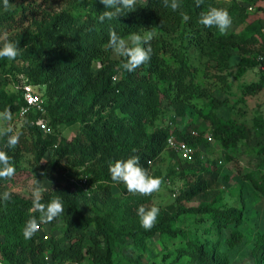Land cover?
Returning <instances> with one entry per match:
<instances>
[{
    "label": "rangeland",
    "instance_id": "rangeland-1",
    "mask_svg": "<svg viewBox=\"0 0 264 264\" xmlns=\"http://www.w3.org/2000/svg\"><path fill=\"white\" fill-rule=\"evenodd\" d=\"M96 1L8 0L5 6L4 0H0V48L5 35L20 48L15 60L0 58V90L7 95L18 94L24 85L35 83L54 115L59 119L63 116L53 121L50 115L49 131L43 133L31 128L33 124L27 116L13 115L12 126L20 133L17 148H21V153L18 163L14 164L15 175L0 180V193L10 191L11 197L33 199L32 189L38 180L43 189L42 198L59 192L77 196L80 211L97 219L111 232L112 244L116 246L115 264H189L188 250L194 243L209 244L214 255L226 257L228 264H255V257L263 253L256 254L254 245L264 233V80L261 79L264 68L259 64L249 65L242 72L240 61L255 60L256 54L264 49V0H215L220 3L216 8L226 9L232 18L225 34L241 37L247 30L248 36H253L248 37L247 43L230 47L228 59L225 58L227 49L217 51L215 43L211 44L216 39L208 40L203 47L197 44L189 28L138 32L143 35L152 31L154 38L159 39L152 64L155 70L139 69L134 74L138 91L148 92L144 96L148 108L129 112L115 109V112L119 116L131 113L142 116V126L134 135L142 142L159 127L177 126L191 135H194L192 130L197 131L196 149L202 157L196 162H186L165 148L148 171L149 175L163 179L160 190L150 196L125 191L122 182L112 179L80 185V179L76 178L86 170L102 171L99 156L76 165L69 157L50 149L41 159L37 158L34 140L53 134L58 145L81 133L91 115L86 114L85 121L75 111L81 112L90 106L100 85L95 84L93 90L81 85H75L70 91L59 88L61 84L54 83L50 74L37 71L38 62L26 56L27 51L42 43L28 42L27 36L45 18L52 19L61 11L70 12L79 20L85 19ZM39 4L40 12L34 15L29 7L36 8ZM241 13L246 14L245 21H241ZM130 34L119 36L129 40ZM104 48L106 57L95 58L91 70L93 76L105 68L111 70L109 80L113 86L126 77L127 72L122 68L124 58L107 44ZM110 110L108 107L106 112ZM217 118L221 126L227 120L232 123V134L216 133L214 120ZM208 135L213 136V141L207 140ZM4 138L0 136V143ZM200 177L206 184L205 190L192 199H183L182 192L199 182ZM135 200L139 201L138 206L134 205ZM141 205H155L160 209L151 230L141 227L137 215ZM205 205L223 212L236 210V214L241 210L242 220L237 222L233 217L227 225L219 223L212 214L196 210ZM42 226L44 233L58 238L69 227L79 236L77 230L81 227L70 213ZM98 229L94 223L84 230L85 244H92V235ZM141 229L143 233L137 238L131 235ZM126 237L128 240L122 241ZM81 264L97 263L86 257Z\"/></svg>",
    "mask_w": 264,
    "mask_h": 264
},
{
    "label": "trees",
    "instance_id": "trees-1",
    "mask_svg": "<svg viewBox=\"0 0 264 264\" xmlns=\"http://www.w3.org/2000/svg\"><path fill=\"white\" fill-rule=\"evenodd\" d=\"M178 2L181 5L180 9L172 11L171 8L163 6L162 0H137L135 11L129 12L117 20H105L101 23L98 17L105 8L97 0L92 6V12H89L85 19L79 20L74 14L61 11L54 14L52 19L51 17L45 18L42 23L38 24L37 30H33L32 34L27 36L28 42L40 41L42 43L37 48L27 51L26 56L38 62L37 71L50 74V78L54 83L61 84L62 86L59 88L70 91L75 85H81L84 88L93 90L95 84L100 85L98 94L96 93L90 106H87L81 112L75 111V114L82 116L83 120L86 119V114L91 115V119L85 120V128L81 133L74 139L64 140L58 145L55 143L56 136L53 134L47 133V138L34 140L38 159H41L50 149L61 156L69 157L71 162L76 165L84 164L99 156L102 166L101 172L96 171L97 168L86 170L76 178L80 179V185L83 186L98 179H111L108 168L109 163L116 160H126L132 155L139 156L141 166L149 171L152 163L167 148V138L171 133L187 141L190 145L197 146L195 136L191 135L190 132H185L181 127L176 128L177 126L173 129L170 126L155 128L148 134L145 142H142L141 139L134 137L142 126V116L134 113L119 116L115 112V109L129 112L134 111L132 109L137 111L148 108L144 97L148 92L138 91L139 86L135 83L134 74L139 69L155 70L152 64L155 50L159 46L158 38L153 37L150 41L152 48L150 60L134 72L126 71L127 74L124 80L118 81L113 86L109 80L113 73L111 70L105 68L97 76H93L91 70L95 58L102 57L101 60H104V57H106L104 45L108 42L110 29H114L118 35H121L155 28L165 31L189 28L194 33L197 44L203 47L208 43V40L216 39L211 41V44L215 43L217 51L227 49L226 59L230 54V47H238L240 43L250 41L248 37H253L248 36L250 31L247 30L243 32L241 37H236L232 33H222L216 27L207 28L200 24L199 19L202 11H206L209 7L219 6L220 3H216L215 0H204L200 7L196 6L195 0H178ZM40 7V4L36 8L31 6L29 7L30 12L36 15L40 12ZM181 12L189 16L188 21L183 20ZM245 19L246 14L241 13V21H245ZM18 25L15 24V26ZM60 37H64L65 40H60ZM144 46L147 47V45ZM263 54L264 49L256 54L255 60L247 59L244 61L245 58L241 59V71L244 72L249 65L259 64L258 57ZM2 63H5V61H2ZM104 77H108V80L105 81ZM261 79L264 80V73ZM40 92L44 96V93ZM94 103L97 107L92 106ZM23 104L21 91L18 94L7 95L0 90L1 111L7 107L11 109L13 115L19 114ZM45 105V114L31 110L26 115L33 124L31 128L43 133L45 132L41 129L40 119H45L48 126L51 123L50 115L53 116V121L59 119L50 110L46 99ZM108 107L111 108L109 113L106 112ZM61 118L63 116H60ZM220 121V118L214 120L216 133L229 131L232 134V123L227 120L221 126L217 124ZM4 140L0 143V150L5 151L13 158L14 164H17L21 148H9L7 137ZM55 145L56 148H54ZM198 157L202 158L197 153L193 162L199 160ZM84 178H86L85 182H83ZM205 187L206 184L203 178L200 177L199 182L194 183L182 192L181 196L183 199H192L202 193ZM124 190L128 191L126 186ZM57 196L62 199L64 207V212L60 216L65 213L73 215L79 227L81 226L77 230L79 236H76L74 229L72 230L70 227L66 228L59 238L54 235L49 236V234L43 232L44 228L41 225V229L31 239H24L23 228L27 220L32 216L39 217V213L32 208L33 199L11 197L8 202L0 201V264H81L86 257H91V260L97 264H115L114 251L116 246L112 244V234L107 231V226H104L95 218L85 216L79 209L77 196L72 197L64 192H59L51 197L46 198L44 196L41 202L48 203ZM138 204L139 201L136 202L135 200L134 205L138 206ZM196 210L212 214L215 220L217 219L219 223L224 225H227L233 217L237 222L242 220L241 210L238 211V214H236V210L223 212L210 205H205ZM94 223L99 229L92 235V244L87 245L84 243V230ZM142 231V229L141 231L136 230L131 235L137 238ZM46 234L47 238H45ZM126 240H128L127 237L123 238L122 241ZM208 245L192 244L190 250H188L190 251L189 264H228L226 257H217L214 255L213 248L208 247ZM254 248L256 254L263 253L261 257H255L257 259L255 264H264V233L257 238Z\"/></svg>",
    "mask_w": 264,
    "mask_h": 264
},
{
    "label": "clouds",
    "instance_id": "clouds-1",
    "mask_svg": "<svg viewBox=\"0 0 264 264\" xmlns=\"http://www.w3.org/2000/svg\"><path fill=\"white\" fill-rule=\"evenodd\" d=\"M104 5L105 10L98 17L103 23L105 20L113 21L119 17L126 15L129 12L136 10L137 0H99ZM204 0H195L196 6L200 7ZM5 6L8 5V0H4ZM165 8H171L172 11L180 9L181 5L178 0H162ZM184 21L189 20L186 13L181 12ZM199 23L207 28L216 27L222 33L232 24V18L226 9L209 7L206 11L200 14ZM155 33L148 31L145 34L134 32L130 34L129 40H125L114 29L109 30V39L107 42L108 48L112 49L118 56L124 58L122 68L127 72H134L137 68L147 63L151 58V44ZM4 43L0 48V58L15 60L20 54V48L16 42H12L4 36ZM144 45H147L145 47ZM13 113L10 108H5L0 112V136L7 137V146L16 148L20 133L12 126ZM111 179L114 182H122L128 192L140 194L141 196H150L154 192H158L163 183L161 177L149 175L148 171L141 166L140 157L132 155L126 160H116L108 165ZM16 173V167L13 158L5 151L0 150V179H11ZM43 189L39 185V181L34 182L32 189L33 200L32 208L39 213V217H30L24 228L23 237L31 239L39 230L42 224L51 223L55 218L64 212L63 201L57 196L51 199L48 203L41 202V192ZM11 192L4 191L0 193V201L8 202L11 199ZM160 209L153 205L145 207L141 205L137 209V215L140 219L141 227L145 230H151L157 222Z\"/></svg>",
    "mask_w": 264,
    "mask_h": 264
},
{
    "label": "built area",
    "instance_id": "built-area-1",
    "mask_svg": "<svg viewBox=\"0 0 264 264\" xmlns=\"http://www.w3.org/2000/svg\"><path fill=\"white\" fill-rule=\"evenodd\" d=\"M259 65L264 68V54L258 57ZM21 93L23 96L24 104L22 105L19 114L26 116L31 110L41 113L46 112L45 99L43 94L39 91L36 85L26 84L22 87ZM40 126L44 132L49 131L48 123L45 119H40ZM192 134H197V131L192 130ZM207 140L213 141V136L208 135ZM167 148L173 150L186 162H192L196 159L197 149L190 145L187 141L178 138L174 133H171L167 138ZM86 181L84 178L83 182ZM41 229V227H40ZM47 234L45 238H47Z\"/></svg>",
    "mask_w": 264,
    "mask_h": 264
}]
</instances>
